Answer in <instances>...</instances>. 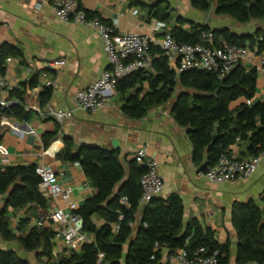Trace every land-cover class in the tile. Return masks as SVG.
I'll list each match as a JSON object with an SVG mask.
<instances>
[{
    "label": "trees",
    "instance_id": "1",
    "mask_svg": "<svg viewBox=\"0 0 264 264\" xmlns=\"http://www.w3.org/2000/svg\"><path fill=\"white\" fill-rule=\"evenodd\" d=\"M196 11L210 10L218 17H229L239 24L264 21V0H189ZM133 6L146 5L131 0ZM153 18L166 22L168 7H147ZM87 17V15H86ZM88 18V17H87ZM181 25L186 22L179 19ZM187 30L173 27L170 35L179 44H195L200 35L211 31L207 26L188 23ZM216 44L247 47L258 56L264 55V27H257L251 34L237 35L227 29H216ZM150 71L134 73L117 82L115 93L121 104V113L130 120H141L156 107L171 103L170 115L177 126L186 130L192 145V161L200 173L213 167L219 157L236 143L247 145L250 156L264 151V101L242 104L234 110L232 102L243 98L253 100L256 94L258 71L255 67L236 66L225 78L216 74L191 70L176 74L168 65L163 53L154 50ZM8 59L23 60L20 50L10 45L0 47V75L4 76V64ZM264 70V60L261 65ZM9 93L16 100L4 115L18 122H27L31 111L23 108L22 93ZM53 89L45 88L39 97V105L45 108ZM56 135L53 133L48 138ZM1 140V136H0ZM47 144L44 142V147ZM119 150H107L93 146L77 148L66 138L64 148L56 158L62 162L78 164L88 184L96 193L76 211L82 219V232L93 238L82 245L79 252L54 257V232L30 227L31 217L12 222L9 209L27 212L35 208L38 213L49 207V201L39 192L40 179L35 165L7 167L0 171V240L17 244L24 253H37L45 264H95L97 254H104L103 264H164L167 255L185 250L189 256L200 248L206 254H217V264H231L228 243L219 244L210 230L197 221L184 224V206L177 194L157 197L141 209V218L135 228V215L141 195L139 180L145 173L143 166L131 161L127 170L119 160ZM120 186L119 191L116 192ZM126 197L129 207L119 204ZM231 221L237 235L235 264H264V210L253 201L235 203ZM99 224H96L98 223ZM157 244L158 251L154 250ZM153 257V259H152ZM0 264H29L17 252L0 249Z\"/></svg>",
    "mask_w": 264,
    "mask_h": 264
},
{
    "label": "crops",
    "instance_id": "2",
    "mask_svg": "<svg viewBox=\"0 0 264 264\" xmlns=\"http://www.w3.org/2000/svg\"><path fill=\"white\" fill-rule=\"evenodd\" d=\"M136 1L146 7L133 6L131 0H78V8L88 19L98 18L105 24H114L118 34H150L152 23L157 21L147 8L150 6L168 7V30L173 27L187 30L188 23L207 26L209 30L226 29L217 23L208 22L207 14L214 18L212 10L207 13L196 11L189 0ZM133 10L137 11L136 15L132 14ZM179 19L186 23L181 25ZM5 44L20 50L23 55L22 61L8 59L4 64L8 92L11 95L16 91L22 93L24 104L39 105V97L44 90L41 87L44 79L42 73L45 72L47 78L55 81L47 106L71 111L72 117L61 125L50 117L34 112H31L27 122L0 117V123L6 121L14 127L12 129L0 125V148L4 150L0 152V171L14 166L48 165L60 176L59 183L72 189V200L81 206L96 191L90 187L78 164L62 162L56 158L64 148L66 138L74 142L76 149L93 146L119 150V160L125 170L128 163L133 161L135 150L144 146L148 157L159 164L164 185L160 197L177 194L184 206V224L197 221L201 227L212 232L219 244L228 243L232 255L231 264H235L238 241L231 221L232 207L235 203L253 201L264 210V160L248 181L214 185L194 166L192 145L186 130L177 126L172 119L171 105L153 108L141 120H130L121 113V104L114 92L106 99L105 108L96 113L76 110L74 94L93 84L108 69L103 45L91 27L60 22L51 7L42 0H0V47ZM57 59L65 61L64 67L56 72L45 71V64ZM261 60H264V55L255 56L242 64L246 68L258 69L253 100L240 98L230 104V110L247 102L264 101V70L260 67ZM53 133L56 135L49 139ZM228 153L238 160L252 157L244 143L230 146ZM57 204L62 206L49 201L48 208ZM141 210L139 208L136 212L133 228L140 221ZM38 214L35 208L29 212L27 208L9 209L12 222L30 215V227ZM1 243L5 245L0 246L1 250L17 252L13 244ZM52 253L54 257H59L67 255V250L60 240L54 239ZM163 253L164 259L167 253Z\"/></svg>",
    "mask_w": 264,
    "mask_h": 264
},
{
    "label": "built area",
    "instance_id": "3",
    "mask_svg": "<svg viewBox=\"0 0 264 264\" xmlns=\"http://www.w3.org/2000/svg\"><path fill=\"white\" fill-rule=\"evenodd\" d=\"M42 2L51 7L54 16L60 22L87 25L96 32L102 42L108 69L93 84L74 94L75 109L85 113H96L104 109L106 99L114 94L119 80L134 73L150 71L156 49L163 53L169 67L176 74L199 70L214 73L219 80L225 78L236 66L258 56L255 51L247 47L224 42L216 44L211 31L202 33L195 44L176 42L170 35L167 25L161 21L152 23V32L148 35L118 34L114 24H105L98 18L88 19L78 8V0H42ZM132 14L136 15L137 11L133 10ZM262 63L263 60L260 62V67ZM35 64L39 68L38 63ZM64 65L63 59H57L47 62L44 69L56 72ZM42 77L44 79L41 87L53 89L55 81L47 78L45 72L42 73ZM15 103L16 100L10 97L7 90L5 77L0 75V117H6L4 112ZM247 105H250V102H247ZM23 108L37 115L50 117L60 125L72 117L71 111L48 106L42 109L40 105L24 104ZM0 125L14 128L6 121ZM238 142L239 139L236 140L235 145ZM0 152L3 153L4 150L0 148ZM133 160L136 165L145 168V173L139 180L141 195L138 205L142 208L151 200L161 196L164 185L159 173V164L148 157L146 147H138L134 152ZM262 160H264V151L246 160H238L227 151L219 157L213 167L207 168L203 176L214 185L248 181L256 173ZM35 173L40 179V194L48 201L60 203L62 206L57 204L39 213L33 220L32 227L37 230L51 229L55 234L54 239L60 240L67 252H79L82 245L92 242V238L82 232V219L76 214L80 206L72 200V189L60 184V176L48 165L36 166ZM119 204L129 207L126 197H121ZM161 248L157 244L154 245L155 251ZM103 261L104 254L99 252L95 264H103ZM217 262V254L208 255L204 248H200L193 256H189L185 250H177L170 255L166 254L163 259L164 264H217Z\"/></svg>",
    "mask_w": 264,
    "mask_h": 264
},
{
    "label": "rangeland",
    "instance_id": "4",
    "mask_svg": "<svg viewBox=\"0 0 264 264\" xmlns=\"http://www.w3.org/2000/svg\"><path fill=\"white\" fill-rule=\"evenodd\" d=\"M210 14H207L206 19L209 20L208 22L217 23L219 27L229 29L231 33L235 34H245L246 32H253L257 27H264V21L258 22V21H252L248 24H239L236 23L234 20H232L229 17H221L218 18V16H213L214 18L209 17ZM210 24V23H209ZM245 32V33H244ZM172 102H169L167 105L170 106ZM14 248L17 250V254L20 258H24L29 262V264H45V260L43 257H41L37 253H30L26 254L21 249H19V246L17 244H13ZM0 246L5 247L4 244L0 241Z\"/></svg>",
    "mask_w": 264,
    "mask_h": 264
},
{
    "label": "water",
    "instance_id": "5",
    "mask_svg": "<svg viewBox=\"0 0 264 264\" xmlns=\"http://www.w3.org/2000/svg\"><path fill=\"white\" fill-rule=\"evenodd\" d=\"M213 30H216V29H213ZM213 30H211V31H213ZM119 189H120V186L117 188L116 192L119 191Z\"/></svg>",
    "mask_w": 264,
    "mask_h": 264
}]
</instances>
